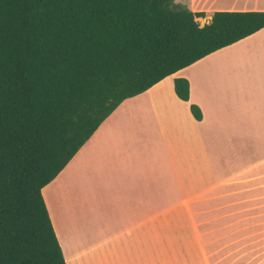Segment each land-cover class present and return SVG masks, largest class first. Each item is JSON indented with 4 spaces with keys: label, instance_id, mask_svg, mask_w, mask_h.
Here are the masks:
<instances>
[{
    "label": "crops",
    "instance_id": "1",
    "mask_svg": "<svg viewBox=\"0 0 264 264\" xmlns=\"http://www.w3.org/2000/svg\"><path fill=\"white\" fill-rule=\"evenodd\" d=\"M41 193L66 264H264V27L124 99Z\"/></svg>",
    "mask_w": 264,
    "mask_h": 264
},
{
    "label": "trees",
    "instance_id": "2",
    "mask_svg": "<svg viewBox=\"0 0 264 264\" xmlns=\"http://www.w3.org/2000/svg\"><path fill=\"white\" fill-rule=\"evenodd\" d=\"M204 15L175 0H0V264H66L42 188L124 99L264 27V11ZM174 91L187 101L188 80Z\"/></svg>",
    "mask_w": 264,
    "mask_h": 264
},
{
    "label": "rangeland",
    "instance_id": "3",
    "mask_svg": "<svg viewBox=\"0 0 264 264\" xmlns=\"http://www.w3.org/2000/svg\"><path fill=\"white\" fill-rule=\"evenodd\" d=\"M197 21H198L199 25H203L205 23L206 19H204V18H197Z\"/></svg>",
    "mask_w": 264,
    "mask_h": 264
}]
</instances>
